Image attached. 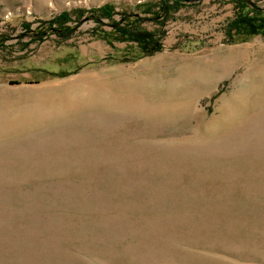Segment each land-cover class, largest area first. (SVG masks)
Wrapping results in <instances>:
<instances>
[{"label":"rangeland","instance_id":"rangeland-1","mask_svg":"<svg viewBox=\"0 0 264 264\" xmlns=\"http://www.w3.org/2000/svg\"><path fill=\"white\" fill-rule=\"evenodd\" d=\"M179 1L0 0V264H264V0Z\"/></svg>","mask_w":264,"mask_h":264},{"label":"trees","instance_id":"trees-1","mask_svg":"<svg viewBox=\"0 0 264 264\" xmlns=\"http://www.w3.org/2000/svg\"><path fill=\"white\" fill-rule=\"evenodd\" d=\"M170 1L171 0H165L166 4H164V3L162 4V12H164L165 15H169V13L171 12L170 6H169ZM173 1L176 4H178L179 6H181L183 4V2L182 1H179V0H173ZM111 11H112L111 7L105 6V7L101 8V9H98V10L93 11L92 12L93 13V16L92 17L93 18H97L96 16H97V13L99 12V13L106 14L110 18L111 17V13H112ZM81 16H82V14H81ZM164 16H162V17H164ZM159 17H160V15L157 18H159ZM69 19H70L69 17L68 18L62 17V18L57 19L56 21H54V23L58 24V26L56 28L57 29L56 31L57 32L60 31L61 34L65 35V36H67L69 33H71L73 29L64 28V26H63L64 23L66 21H68ZM140 20H142V19L133 20L132 17L129 16V17H126V19L124 20V22L127 23L126 26L119 27L120 25H117L116 28L119 27L117 30L124 36V38L130 37L132 39H135V40L139 41V39L137 37H135V34L138 32V31H135V26L137 24H139ZM127 30H129V31H127ZM146 42H147V40L142 41V43H146ZM155 46H156L155 47L156 48L155 50H157V46H158L157 45V42H155ZM146 49H147V47H146ZM150 54H152V53L145 52L143 55H150ZM125 60H132V59L129 58V57H126Z\"/></svg>","mask_w":264,"mask_h":264}]
</instances>
